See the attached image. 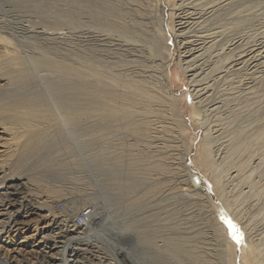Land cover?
<instances>
[{"label": "rangeland", "instance_id": "374dc122", "mask_svg": "<svg viewBox=\"0 0 264 264\" xmlns=\"http://www.w3.org/2000/svg\"><path fill=\"white\" fill-rule=\"evenodd\" d=\"M127 1L0 0L1 48H9L8 42L6 41H11L14 45H17V48H20V51H22L21 54H32L33 52L37 54H47L49 58L61 57L60 59L69 64L77 65V67L82 66L84 71L92 70L99 75L93 76V74L86 76L83 73L81 75H76L74 73H63L53 67H38L36 71L34 70L33 74L30 75L29 73V75L22 76L20 79H15L13 81L11 80L12 78L5 76L2 78L0 77L1 83L3 84L8 79L12 81V84H10L11 81L9 82L8 80L10 85L8 82H6L7 84L5 83L9 88L13 89L10 96L17 95L18 98H20L25 95L28 96L31 93L32 95L38 96V93L41 92L50 93L52 95L69 96L72 92L73 94L80 93V95L85 98L89 95L87 98H91L93 103L99 106L109 100L111 101V99L120 101L119 99L126 93H124L125 90L122 86V84L125 83L122 82L129 83L134 80H139V78L141 79L142 77L138 75L142 74L144 76L145 73L144 71L142 72V70H145V67L151 63L148 58L146 61L147 63L142 59L136 60L134 66L132 65L133 63L131 64L130 62L136 57L140 49L143 48L142 45L144 41H134V38H132L133 36L131 37V35L136 33L133 32L134 30H131L132 27L130 25L132 23L133 12H129ZM225 6L217 11L224 12L222 15L219 14L217 16L215 15L216 17L214 16L215 24H224L231 27L229 29L230 33H234L233 36H235V34L239 36L241 42L243 41L242 47H244V44L246 46L247 43H256L259 40L264 41V0H228ZM166 12L165 8V13ZM163 20V24L167 28L166 44L169 48L167 53L169 58L168 71L171 77V91L177 96L180 95L181 99H183V118L181 121L183 129L180 127V131L172 134L175 137H171L170 133L168 136L167 133L166 135L164 133L153 132V136H151L152 138L150 137L151 140H149V137H145L140 133L138 134L136 130L128 128V126L134 127L135 123L138 124V122L141 121V112L139 113V116L140 114L141 116L137 117L135 116V112L128 113L123 111V117V112L119 111L112 113L107 111L106 108L102 109L104 110L102 112L100 110L103 115L96 110L94 116L90 118L87 117L89 120L84 119V117L78 122L71 121L64 123L61 118L51 113L54 115L53 118H47L46 120L37 119L41 122L39 123V129L35 128V130H32L33 132L29 131L30 133L25 131L27 134L25 132L24 134L22 131L20 132L19 130L22 129L16 126V131H19V136L9 143H17V147L11 146L8 143V138L3 139L0 137V145L7 144L12 149H15V152L12 154L9 153L6 156H1V159L3 161L5 160L3 173H5L6 176H3L0 186L5 183V180L9 181V184H20V189L18 190L12 187L5 192L3 188L0 191L2 193L0 195V200L2 199L0 204L1 202L6 203L5 205H7L8 202L11 204L17 202L16 200H18L19 196H29L31 194L33 195V193L34 196L38 197L37 200L41 202L40 205H37L39 208L30 209V213L28 212L24 218L17 216L18 220L22 219L23 222L14 226L13 229L17 228L16 230L9 232V235H7L8 232L2 235L8 243L9 249L12 251L11 255L18 254L22 263L26 261H29V263L30 261H37L35 264H43V262L50 264V260L56 257V250L54 249L53 242L50 244L51 249L41 248L39 242L41 235L40 229L48 223L52 214L58 216L59 214H64L63 212L66 210L69 213L72 210L71 206H73V209L78 213L83 207L91 203H97L98 205L100 203L105 205L108 204L107 206L109 209H111V207L115 208L114 206L121 205V202H118L117 205L115 204L120 198L118 197L120 193L122 194H120L121 197L130 193V197L128 195L124 197V199H127L126 201L135 200L137 197L139 198V195H142V191H145L144 188L147 185L149 186L152 182V178L160 173L159 164L165 167L169 165H171L169 166L171 168H173L172 166L174 165L177 167V163L180 161L179 159L177 160V157H179V155L181 156L184 152L183 148L186 146L187 149H189L185 156L186 160L197 167L199 178L202 181L204 180L205 183L202 186L205 188L204 192L207 194V199H201L198 195L194 194V190H191L192 187L187 189L180 188L181 190L176 188L177 190L175 191L171 188L172 191H174L171 192L169 187H174L179 184L182 185L181 180H184V176L177 179V176L175 177V175H173L175 173H168V175L162 174L166 175L167 177L165 176V178L168 179H166V183L161 185L162 192L160 193L164 194L165 192H170L173 197H168L170 195L167 193L168 196H165L167 194H159L160 199H158L160 201L157 199V202L164 201V199L169 200L161 202L163 205H166V202L169 203L168 205L171 204L168 208L170 209L172 207L173 209H165L167 212L171 210L178 211L177 222L183 227L185 226V229H182V226L179 225L178 229L180 232H187L181 235H186L187 238L189 237L190 240L188 239L187 242L189 249L196 256H199L198 258L186 257L185 259V257H183L182 259L189 262L188 264H229L227 261V254L225 253L227 252V247L225 246L232 244L234 258L236 260L235 263L241 264V249L243 243H245L256 250L259 264H264V89H262L264 88V71L258 72V74L255 72L254 74L259 76L257 77L248 72L250 70L249 68L247 69V67L242 66V68H238V72L234 71L228 76L223 77V79L214 80L215 76H206L205 74L207 72V65L210 64L209 62L217 59L215 54L218 56V52H214L213 55L215 57L211 54L213 52L207 53L208 60H202L200 63L201 66L195 63L192 66L196 68L190 66L188 68L186 67V69L185 63L180 59L182 49L178 46V39L169 32L166 25L167 14L164 15ZM219 22L221 23L219 24ZM212 26L215 25L213 24ZM131 38L133 40H131ZM137 48H139V51H137ZM43 51L44 53H42ZM225 52H227V50H225ZM210 54L212 57L209 56ZM223 54L225 53L219 56L218 60L220 62L225 60ZM227 54L229 55V53ZM227 54L226 56H228ZM205 60H207V62ZM203 62L206 63L204 64ZM142 67H144V69ZM150 71L152 74L155 73L154 75H156V72H153L152 69H150ZM117 74L119 77L116 76ZM251 76H255L256 79L254 78L253 80ZM110 77L112 79H110ZM200 77H202V79H200ZM203 77L206 81H204L205 79ZM216 80L218 81L217 83L215 82ZM255 80H259L257 84L254 83L256 82ZM215 84H217V87ZM260 84L263 85H261L262 88ZM242 85L243 87H241ZM254 85H256L253 88L255 93L250 88ZM201 86L202 88L206 87L208 89L207 94H205L206 96L202 95L203 91H200L201 93L198 95L199 92L197 90L201 89ZM258 87L260 88L258 89ZM237 88L238 90H235ZM118 89H120L122 96ZM223 90L225 91L223 92ZM232 92L236 95L232 94ZM196 94L197 96H195ZM222 101L224 102L222 103ZM153 103L156 107H159L158 102ZM246 103H249V105ZM136 114L138 115L137 112ZM161 114L162 113L150 114V119H155L153 122L159 121L154 123L155 125L161 124V120L165 125H170V123L173 122L172 120L174 119L169 120L167 117L168 115ZM4 115L5 114L2 113L0 114V121L4 122L8 120ZM126 120L128 121V125ZM32 121L34 122V120ZM168 121L170 122L168 123ZM130 123L133 125L130 126ZM0 127L2 126L0 125ZM154 135H157V137ZM162 135L164 137H162ZM31 137L34 138H32L30 146L21 149L20 143ZM165 137L168 139L166 140ZM250 142L252 144H250ZM163 144H168V149L167 146L165 148ZM201 144L204 147L206 145L210 147L208 150H210V153L212 152V155L208 151V154L211 155V157L208 155V159L210 160V164H212V166H210L211 168H205L196 163L197 150ZM237 145H240L239 149ZM161 148H163L162 150L164 151L167 149V153L166 151L161 152L159 156L158 151L160 152ZM165 155L166 158L164 159ZM162 157L165 161L161 159ZM10 165H12L13 171H11L10 168L8 169V167H11ZM173 171L177 174H184L181 166L176 171ZM213 174L218 179L214 187L212 183L208 181V178L212 177ZM171 176H174V178ZM169 180L170 183H168ZM219 180L220 182H218ZM103 181H106V189L104 188V191L101 190L100 192L99 186ZM184 182L188 184L186 178ZM191 183L194 184L192 180ZM129 184L131 188L128 186ZM123 185L124 187L126 185L128 190L132 189L133 192L125 191ZM142 186L143 189L141 190ZM163 186L168 187L164 189ZM132 187H134V189ZM177 187L179 188L180 186ZM135 189L137 190L135 191ZM189 189L191 191H189ZM26 190H30L29 193L26 192ZM140 190L141 193L139 194L138 192H140ZM113 193L114 195H112ZM131 194L132 196L135 195V198L132 197ZM107 195H111L112 198H108ZM116 195H118L116 198L117 200L115 199ZM144 195L145 196L142 197L143 200H148L146 198L150 200L152 198L149 194V196L147 194ZM78 196L81 197L79 198L80 200L72 204L71 200ZM170 199H172V201ZM136 203H138L139 206L134 207L135 212L139 210L137 208H141V204H139L141 202ZM150 203L153 204L154 200ZM148 205L149 202L144 203V206ZM11 208L15 213V208ZM35 211H38L40 214H32ZM150 211H147L146 214H149ZM22 213L23 210L21 211V214ZM163 215L164 214L161 216ZM226 220H230L238 228V235L240 236L239 241L234 238ZM146 230L148 231L147 234L152 233L149 228H146ZM117 241V244L114 242V244L117 245V249L112 251L101 247L98 249L92 246V244L90 246L89 244H81V242H78L77 246L74 242H71L72 244H68L69 246L66 248L63 256L68 260L71 257V252L74 250L72 249L71 251V248L75 245L86 249V253L84 254L86 256H84V258H91L93 261L99 259L106 260L107 258L111 259L110 261L113 264H157L155 257L152 258L147 254H136L131 251L130 245H128L127 242H123L122 239H118ZM159 244L162 243L159 242ZM87 245L88 247L86 248L85 246ZM104 250L106 253H104ZM223 250L225 252H223ZM200 256L203 258V261H197V259H200ZM184 261H181L180 264L184 263ZM93 264H98V261Z\"/></svg>", "mask_w": 264, "mask_h": 264}, {"label": "bare ground", "instance_id": "6f19581e", "mask_svg": "<svg viewBox=\"0 0 264 264\" xmlns=\"http://www.w3.org/2000/svg\"><path fill=\"white\" fill-rule=\"evenodd\" d=\"M227 3H228V0H128L127 1L128 10L130 13L133 12L132 13V15H133L132 23H131V25L130 24L129 25L132 27L131 30H134L133 32L136 33V34L131 35V37L133 36L132 38H134V41H140V42L144 41V44L142 45L143 48L140 49V51L138 50L139 48H137V51H139V53H137L136 57H134V59L132 58L133 60L130 62H131V64L133 63L132 65L134 66V64H136V60L142 59L143 61L146 62L147 58H148V60L151 63H150V65H147L145 67V70H142V72L144 71L145 75L143 76L140 73L141 75H138V76H141L142 77L141 79L139 78V80H134V81L129 82V83L122 82V83H125V84H122V86L125 90L124 93L125 92L126 93L122 96L120 89H118L120 91V92L119 91L118 92L122 96V98L120 97L121 99H119L120 101L111 99V101L109 100L108 102H105L104 104H100L101 106H99L98 104L97 105L94 104L93 100H91V98H87L89 95L86 96V98H85V97L81 96L80 93L73 94L72 92H71V95H69V96H67V95L63 96L62 94H61L62 96H59L56 94L52 95L50 93L47 94L45 92L38 93L39 94L38 96L34 95V94L32 95V93L29 94L28 96H26L24 94L25 96L20 97V98H18L17 95L10 96L13 89L9 88L6 85L7 84L6 82H8L9 79L6 80V82H5L6 84L1 83V80H0V114L1 113L5 114L4 116L7 117V119H8L7 121H4V122L0 121V125L2 126V127H0V137L3 139L8 138L7 140L9 143L10 141L14 140V138H17L19 136V133H18L19 131L20 132L22 131L24 133L25 131L29 132V131L35 130V128L39 129V126H40L39 123H41V122L37 119H43V120L45 119L46 120L47 118H53L54 115L55 116L57 115V117L61 118L62 122H64V123L71 122V121L78 122L81 119H83L84 117H85L84 119H88V118L94 116L96 110L99 113L100 110L102 112V111H104L102 109H105V108L107 111H110L112 113L113 112H119V111L120 112L124 111V112H128V113L129 112H131V113L135 112V116H137V117L139 116V113L141 112L142 116H141V114H140L141 117L139 116L141 118L140 119L141 121L139 120L140 122H138V124L135 123L134 127L128 126V128L136 130L138 132V134L140 133L145 137H149V140H151V138H152L151 136H153L152 135L153 132L154 133L159 132V133H164V134L167 133L168 136L170 133V136L172 137L173 136L172 134L180 131V127L183 129L182 123H181L182 118H183L182 117V114H183L182 113V106H183L182 100L183 99H181L180 95L177 96L173 91H171V88H172L171 87V81H170L171 77H170V74L168 71V69H169L168 68L169 58H168V53H167V51H169V48L166 44V42H167V37H166L167 36L166 35L167 28L163 24L164 23L163 19H164L165 14H167L166 25L168 27V30L171 34H173L178 39V46L182 49L181 54H180L181 55L180 59H182L183 62L185 63V68L186 67L188 68V67L194 65L195 63H197L199 66L202 60H204V59L208 60L207 53L213 52V53H211L213 55L214 52H216V53L218 52V56L215 54L217 59L215 61L209 62L210 64L207 65L208 66L206 68L207 72L205 74L206 76H211V75L215 76L214 80L215 79H223V77H226L230 73L239 70L240 68H242V66L247 67V69L249 68L250 70L248 72H250L252 75L255 72H257V74H258V72L264 71V41L263 40H259L256 43H254V42L247 43L246 46L244 44V47H242L243 41L241 42V40L239 39V36H236V34H235V36H233L234 33H230L229 29L231 27H228L227 25H224V24H220L221 22H219L220 25L215 24L214 18L217 15H219V14L222 15L224 13V12H217V11H219L221 8H223ZM230 4H232V3H230ZM165 8L167 11L166 13H165ZM226 10H227V8H226ZM226 14H227V12H226ZM130 17H132V16H130ZM238 19H236V20H238ZM236 20H234V21H236ZM210 23H213L215 26H212L213 24H210ZM225 24H226V21H225ZM106 28H109V27H106ZM132 38H131V40H133ZM246 39H248V38H246ZM6 42H8L9 48L6 49V48L2 47V48H4V49H2L0 47V77L1 78L5 76L8 78H12L11 79L12 81L15 79H20L22 76L29 75V73H30V75L33 74L34 70L36 71L38 69V67H46V68L53 67V68H56L57 70H59L63 73H74L76 75H81L83 73L86 76L87 75H93V74H94L93 76H95V75L99 76L96 74V72H93L92 70L84 71L82 69V66L77 67V65L75 66V65L69 64V63L63 61L62 59H60L61 57L60 58H56V57H53V58L50 57L49 58L47 56V54H37V53H33V52H32V54H21L22 51H20L19 47L18 48L16 47L17 45H14L11 41H6ZM137 43H139V42H137ZM5 44H7V43H5ZM224 48H225V50H227V52H225ZM42 53H44V51ZM222 53H225V54H223L225 56V58L223 56V58L225 60L223 62H220L218 59ZM227 53H229V55ZM211 54L209 56H211ZM226 54L228 56H226ZM207 60H205V61L207 62ZM206 62H203V63L205 64ZM179 63L181 64L180 61H179ZM84 66H85V64H84ZM135 68H136V66H135ZM142 68L144 69V67H142ZM197 68H200V67H197ZM150 69H152L153 72H156V75H154L155 73L152 74ZM122 71H124V70H122ZM189 71H191V70H189ZM257 74H254V75L257 76ZM127 75H128V73H127ZM191 75H192V73H191ZM116 76H118V74ZM149 76H150V78H149ZM249 77H247V78H249ZM257 77H259V76H257ZM262 77H263V75H262ZM251 78L254 80L255 76L254 77L251 76ZM110 79H112V78L110 77ZM118 79H120V78H118ZM200 79H202V77H200ZM11 80H9V82ZM241 80H243V79H241ZM12 81L10 84H12ZM204 81H206V79ZM230 81H232V80H230ZM258 81L254 82V83L257 84ZM9 82H8V84H9ZM105 82H107V81H105ZM197 82H198V80H197ZM215 82L217 83L218 81L216 80ZM109 84H110V82H109ZM113 84H115V83H113ZM262 84H260V86ZM118 85H120V84H118ZM215 85L217 87V84H215ZM122 86H121V88H122ZM196 86H197V84H196ZM230 86H231V84H230ZM251 86H252V84H251ZM255 86L256 85H254L253 87L249 86L253 92H254L253 88ZM262 86H261V88H262ZM206 87H207V85H206ZM206 87L202 88V86H201V89L197 90L199 92L198 95H200V93H201L200 91H203L202 95L207 94V91H208L207 88L208 87L207 88ZM241 87H243V85ZM196 88H198V87H196ZM238 88L235 90H238ZM259 88L260 87H258V89ZM262 89H264V88H262ZM225 90H223V92ZM231 91H232V89H231ZM239 91H240V89H239ZM228 92H229V90H228ZM233 92H232V94L236 95ZM260 93H261V91H260ZM215 95H216V93H215ZM252 95H254V94H252ZM3 96H6V97H3ZM195 96H197V94ZM249 96H251V95H249ZM115 97H113V98H115ZM117 97L119 98L118 95H117ZM235 97H237V96H235ZM222 98H223V96H222ZM84 99H85V102H84ZM234 100H236V99H234ZM153 102H158L159 107H156ZM223 102L224 101H222V103ZM227 102H229V101H227ZM246 104L249 105V103H246ZM250 106H251V104H250ZM124 112L122 113L123 117H124ZM136 112L138 113V115L136 114ZM51 113H53L54 115ZM159 113L168 115L167 117L169 118V120L174 119V120H172L174 123L172 122V123H170V125H168V124L165 125V123L163 124V122L161 120V124L155 125L154 123H157L159 121L153 122V120H155V119H153V120L150 119L151 118L150 114L153 115V114H159ZM122 114H121V116H122ZM101 115H103V113H101ZM111 116H114V115H111ZM106 117H107V115H106ZM126 117H127V115H126ZM128 117H129V115H128ZM137 117H135V118H137ZM32 120H34V122ZM126 122L128 125L127 120H126ZM129 122H131V121H129ZM169 122L170 121H168V123ZM132 125L133 124H131L130 126H132ZM16 126L20 127L22 130H19L17 132ZM11 134H13V135H11ZM155 137H157V135ZM162 137H164V136L162 135ZM173 137H175V136H173ZM179 137H180V135H179ZM32 138H34V137H31L28 140H25L22 143H20V148L24 149L26 147H29L31 144ZM158 138H156V139H158ZM153 139H154V137H153ZM167 139L168 138H166V140ZM174 141H176V140H174ZM245 141H246V139H245ZM160 142H163V141H160ZM255 143H257V142H255ZM244 144H245V142H244ZM250 144H252V143L250 142ZM10 145L13 147H17L16 146L17 143H13ZM167 145H164L165 148ZM253 145H254V143H253ZM184 146H185V144H184ZM200 146H201V148H200ZM200 146H199V149L197 150V159H195V160H197L196 163H198L199 165H201L205 168H208V167L212 166V164H210V160L208 159V155H209L208 151L210 153V150H208V149L210 147H207V145L204 147L202 144ZM248 146H249V144H248ZM248 146H246V147L249 148L250 146L249 147ZM169 147H171V146H169ZM237 147L239 149L240 145L239 146L237 145ZM155 148H156V146H155ZM243 148L247 149L245 147H243ZM162 149L163 148H161L160 152L158 151V154L161 152H165L168 149V146H167V149L165 151ZM158 150H160V149H158ZM187 150H189V149H187V147L185 146L183 148L184 152L182 154L180 153L181 156L179 155V157H177V160L178 159L180 160L179 163H177V167H175V165L172 166L173 168L169 167L171 165H169L168 167H165V166H162L158 163L161 171H159L160 172V173H158L159 175L156 174V176H154L152 178L151 181L153 183L151 182L149 186L147 185L144 188L145 191H142V195H139V194L141 193L143 186H142L140 192L137 191L139 193V194L138 193L137 194L140 196L139 197L140 199L136 195L137 198L135 200L126 201L127 199H124V197L126 195H128L130 197V195H129L130 193L126 194L121 189L126 195L123 194L125 196H122V197H121V195H122L121 193H120L121 195L119 194V196L116 195L115 199L117 198V196L120 197L121 199L119 198L120 200L118 199L117 202L115 201L116 202L115 204L117 205L118 202H121V205L114 206L115 208L111 207V209H109L107 206L108 204L105 205V204H101V203L99 205L97 203H94V204L91 203L88 206L83 207V208L81 206L82 209H81L80 213L84 217V221L81 223V225L75 224L74 217H75L76 211L73 209V206H71L72 210L69 213L64 211L63 212L64 214L60 215L58 213L59 214L58 216H54L52 214L51 218H49L50 220L48 221V223L46 225L42 226L40 229L41 235H40V241H39L40 247L41 248L43 247L46 249H48V248L51 249L50 244L52 242L54 244L53 246H54V249L56 250L55 251L56 257H53L49 263L50 264H74V263L75 264H91V263L93 264L94 262L98 261V264H113L110 261L111 259H107V258H106V260L105 259H103V260L99 259L96 261H93L91 258H86V259H88V260H86L84 258V256H86V255H84L86 253V249H83V248H80L77 246H78V242L79 243L81 242V244H89L90 246L92 244V246H95L98 249H100V247H101L103 249L112 251L114 249H117V245H115L114 242L115 243L118 242L117 241L118 239H122L123 242H127V244L130 245L131 251L135 252L136 254H147V255H150L152 258L155 257L157 264H180L181 261H184V259H182L183 257H185V259H186V257H195V258L197 257L198 258L199 256H196L189 249V245L187 243L189 237L187 238L186 235H184V236L181 235V234H186L187 232H180V230L178 229L179 225H181V224H179V222H177L178 221V219H177L178 211L177 210H175V211L171 210L172 212L171 211L167 212L165 209H167L168 206L170 207L171 204L168 205L169 203L166 202L167 204L163 205V203L161 204V202L163 200L161 202H157V199L158 198L160 199L159 194L162 192L161 185L163 183H166L165 181H166V179H168V178H165L166 175H162V174L168 175V173L169 174L175 173L173 175H175V177L177 176L176 177L177 179L184 176V180L186 178V181L188 182V184H187L184 182V180L183 181L181 180L182 185H180V184L177 185V186H180L179 188L177 186L169 187L171 192H174L175 190L180 189V188L181 189H187L189 187H192V189L191 188L190 189L192 191L194 190V194L198 195L201 199H207L206 192H204V193L200 192V187L202 185H204V183H205L204 180L202 181L200 179L201 180L200 184H195L194 182H193L194 184L191 183V180H192L191 176L194 173L197 174V169H196L197 167L195 165H193V163L187 162L186 157H185L187 154ZM13 152H15V149L14 148L12 149L7 144L0 145V182L3 180V176H6V174L3 173L5 160L3 161L1 159V156H3V155L6 156L9 153L12 154ZM166 153H167V151H166ZM211 155H209V156L211 157ZM159 156H160V154H159ZM159 156H157V157H159ZM163 157L161 159H163ZM165 158H166V155H165L164 159ZM161 159H159V160H161ZM166 161H167V159H166ZM168 163H170V162H168ZM10 166L11 167H8V169L10 168L11 171H13L14 169H12V165H10ZM180 166L182 167V170H183L182 172L184 174H177L176 172L173 171V170L176 171ZM5 167H7V166H5ZM154 169H155V167H154ZM214 174L212 177L208 178L209 179L208 181H210L212 183L213 187L216 186V183L218 180ZM8 175H7V177H8ZM172 178H174V176ZM147 179H149V178H147ZM110 180H112V179H110ZM170 180L168 183H170ZM116 182H118V181H116ZM218 182H220V180ZM118 183H120V182H118ZM105 184H106V181H103V183L99 186L100 188L98 187L100 189L99 190L100 192H101V190L104 191V188L106 189ZM19 185H20L19 183L18 184H16V183L15 184H13V183L9 184V181L5 180V183H3L2 186H0V191L4 188L5 192H6L7 189L12 188V187L17 188V190H18V189H20ZM165 185H167V184H165ZM128 186H130V184ZM116 187H118V186H116ZM123 187H124V185H123ZM163 187L165 189L168 186L167 187L163 186ZM130 188H131V186H130ZM132 188L134 189V187H132ZM139 188H140V186H139ZM171 188H173L174 191H172ZM118 189H120V188H118ZM190 189H189V191H191ZM124 190L125 191L127 190L128 192L132 191V189L128 190L126 188V185L124 187ZM136 190L137 189H135V191ZM20 191H22V190H20ZM29 191L30 190H28V191L26 190V192H28V193H29ZM167 193L170 196H168ZM176 193H179V192H176ZM176 193H175V196H176ZM1 194L2 193L0 192V195ZM144 194H147V195L149 194L152 197V198L151 197L150 198L152 200H154V203L153 204L150 203L152 200L151 199L149 200V198H146L148 200H145V199L143 200L142 197L145 196ZM164 194H167L165 196H168L171 198L173 197L172 194H170V192H165ZM164 194H160V195H164ZM112 195H114V193ZM182 195H183V193H182ZM5 196H7V195H5ZM37 196H39V195H37ZM107 196H108V198H112L111 195H107ZM131 196H132V194H131ZM134 196H132V197H134ZM3 198H4V196H3ZM79 198H81V197L78 196L77 198H73L71 200L72 204H74L77 200H80ZM113 198H114V196H113ZM134 198H131V199H134ZM153 198H155V199H153ZM162 198H164V197H162ZM37 199H38V197L34 196V193H33V195L31 194L29 196H26V195L19 196L18 200H16L17 202H14L11 204L8 202L7 205H5L6 203L1 202V204H0V264H28L29 263V261L22 263V260L18 254H14V255L12 254L11 255L12 251H11V249H9L8 243L5 241V238H3L2 235L4 233H7V232H8L7 235H9L10 234L9 232L17 229V228L13 229L15 225H19V224H21V222H23L22 219H20L21 221L18 220L17 216H20V218H24L26 216V214H28V212L30 213L31 210L39 208L37 205H40L41 202H39V200H37ZM39 199H40V197H39ZM5 200H6V197H5ZM170 200L172 201V199H170ZM108 201H109V199H108ZM142 201H144V202H142ZM165 201H169V200L164 199L163 202H165ZM136 202H141V203H139V204H141V208H137V209H139L138 211L136 210L137 212H135V209H134L135 206H139L138 203H136ZM148 202H149V205H148L149 207L144 206V203H148ZM123 203H125V204H123ZM11 207L15 208L16 214L14 213V211ZM174 208H175V206H174ZM129 209H130V211H129ZM22 210H23V213L21 214ZM147 211H150V213L148 212L149 214H146ZM82 212H84V214ZM184 213H186V212H184ZM32 214H40V213L38 211H35ZM162 214H164V215L161 216ZM24 223H25V221H24ZM183 223H184V221H183ZM184 227L182 226L181 228L185 229ZM146 228L147 229L149 228V230L152 233L147 234L148 231L146 230ZM114 240H116V241H114ZM71 242H74V244L77 246L74 245V247L73 246H72V248L70 247L71 251H72V249H74V250L70 254L71 260H70V258L67 260V259H65V257L63 255L66 251V248H68V246H69L68 244ZM159 242H161L162 244H159ZM85 247L87 248L88 245ZM225 247H227V252H225L224 250H223V252H225L227 254L228 263L229 264H236L232 244L227 245ZM222 249H221V251H222ZM241 251H242V258H240L241 264H259V261H258L259 258H258V255H257V252L255 249H253L249 245L243 243ZM104 253H106L105 250H104ZM224 260H226V259H224ZM70 261H72V262H70ZM197 261H203V258L200 256V259H197ZM36 262L37 261H30L29 264H35ZM188 263L189 262L184 261V263H181V264H188ZM43 264H47V263L43 262Z\"/></svg>", "mask_w": 264, "mask_h": 264}, {"label": "snow or ice", "instance_id": "6c2138e0", "mask_svg": "<svg viewBox=\"0 0 264 264\" xmlns=\"http://www.w3.org/2000/svg\"><path fill=\"white\" fill-rule=\"evenodd\" d=\"M226 223L228 224V227L230 228V230L232 231L234 238H236L238 241L240 239V236L238 235L239 230L236 227L235 224H233L230 220H226Z\"/></svg>", "mask_w": 264, "mask_h": 264}, {"label": "built area", "instance_id": "2783aa9c", "mask_svg": "<svg viewBox=\"0 0 264 264\" xmlns=\"http://www.w3.org/2000/svg\"><path fill=\"white\" fill-rule=\"evenodd\" d=\"M66 209H68V208H66ZM66 212H68V211L66 210ZM80 212L81 211L76 213V215L74 217L75 224H77V225H81V223L84 221V217H83V215ZM82 213L84 214V212H82Z\"/></svg>", "mask_w": 264, "mask_h": 264}, {"label": "water", "instance_id": "95a60500", "mask_svg": "<svg viewBox=\"0 0 264 264\" xmlns=\"http://www.w3.org/2000/svg\"><path fill=\"white\" fill-rule=\"evenodd\" d=\"M191 178H192V180H193V182L195 183V184H200V178H199V176H198V174H196V173H194L192 176H191ZM200 191L201 192H204L205 191V188L202 186V187H200Z\"/></svg>", "mask_w": 264, "mask_h": 264}]
</instances>
